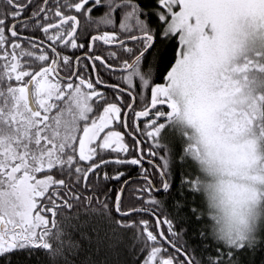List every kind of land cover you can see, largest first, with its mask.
<instances>
[{"label":"trees","instance_id":"16d2710c","mask_svg":"<svg viewBox=\"0 0 264 264\" xmlns=\"http://www.w3.org/2000/svg\"><path fill=\"white\" fill-rule=\"evenodd\" d=\"M101 1L110 9L97 13L96 25L101 28L116 25L124 35L154 34L155 42L144 58L109 81L133 93L135 102L128 112L127 129L140 140L142 155L146 150L149 152L150 155L143 157L154 160L161 168L167 184L161 192L153 191L149 182L159 188L162 178L153 164L139 158L136 141L125 132L122 147H98L91 160H82L76 152L75 139L86 125L80 120L86 110L84 106L88 107L94 99L85 96L83 90L80 101L84 108L77 109L78 103L72 102L71 95L69 106L65 104L59 112L54 111L53 122L38 125L31 119L42 135L43 144L39 147L45 145L44 148L52 151V163L37 172V175H51L53 179L38 197L37 204L50 221L49 227L37 236L44 243H27L0 254V264H146L151 256H155L153 264L165 261L186 264L178 252L167 248L159 238L153 216L145 211L156 215L164 237L193 264H264V221L255 238L238 245L226 242L215 221L212 205L188 182L195 169L186 158L188 144L181 131L177 129L179 136L158 134V138H152L149 131L154 126L140 127L144 129L140 134L132 122L137 110L151 102L152 87L163 82L176 58V36L165 35L164 24L159 22L157 2L160 0ZM145 43L144 39L134 41L136 49L124 63ZM5 54L0 50V188L11 161L14 164L23 155L41 151L36 150L32 135L18 136L19 123L33 113L25 110L18 99L16 81L9 75ZM262 69L264 78V66ZM97 78L101 80L98 71ZM108 92L112 95L111 101L116 100L122 107V113L130 102V95L116 89H107ZM103 101L108 102V97ZM96 111L85 116L86 123L91 121V116L98 115L99 107ZM259 111L258 129L263 137L264 153V90ZM167 125L164 127L168 128ZM139 175L149 180L135 179L125 186L118 209L130 213L120 216L114 207L118 192L125 180Z\"/></svg>","mask_w":264,"mask_h":264},{"label":"rangeland","instance_id":"374dc122","mask_svg":"<svg viewBox=\"0 0 264 264\" xmlns=\"http://www.w3.org/2000/svg\"><path fill=\"white\" fill-rule=\"evenodd\" d=\"M160 3L162 10L158 14L163 31L165 35L176 36L177 48L166 80L153 88L152 100L166 97L173 115L167 119L168 128L159 124L149 134L158 138V134L179 136L178 130L181 131L188 144L186 158L195 169L188 182L212 205L226 242L238 245L255 238L264 221L263 137L258 129L259 103L264 90V0H160ZM8 61L7 69L16 81L18 99L28 110L19 81L22 71L17 70L16 62ZM59 85L46 68L36 73L33 92L40 107L44 108L50 97L63 95V92L52 94ZM74 90L71 99L78 103L82 90L76 86ZM94 93L85 92V96ZM110 107L106 106L83 129L78 140L81 158L89 159L94 154L93 145L111 124V119H102ZM31 115L24 116L27 120L19 123L18 136L32 135L36 150L41 151L30 152L21 159L18 156L20 160L14 164L11 161L6 174L2 173L5 183L0 188V224L4 222L7 229L0 235V254L27 243H44L37 236L50 225L37 204L53 179L37 172L52 163V151L45 145L39 147L43 144L42 135L31 122L35 115ZM122 139L119 129H111L101 136V143L118 148L123 146ZM154 257L146 264H153Z\"/></svg>","mask_w":264,"mask_h":264},{"label":"flooded vegetation","instance_id":"af4514ba","mask_svg":"<svg viewBox=\"0 0 264 264\" xmlns=\"http://www.w3.org/2000/svg\"><path fill=\"white\" fill-rule=\"evenodd\" d=\"M101 2V0H0V50L6 53V60L16 62L17 70L22 71L19 80L22 84V99L25 101L26 108L29 111L31 110L27 104L26 86L32 80L31 96L36 108L35 111H31L35 115L32 117L33 122L42 123L45 122L44 120L46 122H53L54 111L59 112L60 108L68 104L69 98L75 93L74 87L76 86L82 90L81 92L83 90L86 92H95L90 96L94 100L88 103V107L84 106L86 110L80 117V120L84 122L83 124H86L85 126L96 119L106 106L112 105V107L103 113L104 116L102 119L104 121H107L108 118L111 119V124L104 128L101 136L111 129L120 130L122 128L120 130L122 134L125 132L135 140L137 137L129 132L128 129L125 130L123 126L124 118L125 124H127L128 112L132 106L127 112L126 109L132 97L133 104L135 102L133 93L125 88L131 93H128L130 95V102L121 113L122 107L118 105L116 100L111 101L110 97L112 95L109 92L107 93V89H116L112 87L113 85L119 86L109 81V79L112 77L116 78L117 74L121 75L126 72L128 69L124 71L120 69L125 67L136 55L140 54L150 42L148 37L130 41L123 40L131 38L132 36L146 34L151 35L153 45L155 37L153 33L148 32L124 35L116 25L109 28H101L102 26L99 24L96 25L94 19L97 13L110 9V7L108 8ZM157 6L159 11H161L162 6L160 1L157 2ZM158 18L159 22L163 24L159 14ZM93 25H96V27ZM142 39L146 40L145 46L132 59L124 63L126 57H130L136 49V46L134 48L133 45L134 41ZM146 53L140 55L135 62L144 58ZM55 66L58 74L62 77L68 78L75 73L73 79L67 81L57 76L55 74ZM43 68H46L50 72L54 81H58L61 84L56 87L55 92L52 94H60L63 92V95L60 94L50 97L44 104V108L38 105L33 92L36 73ZM97 71L99 72L101 80L97 78ZM166 75L163 81L166 80ZM116 96L117 94L115 93ZM107 97L109 101H103ZM80 102H78L77 109L84 108L81 104L82 102ZM162 102L169 103L166 97L159 96L151 100L145 108L137 110L136 114H134L132 122L140 134L144 132V129L140 128L144 127V125H152L155 127L162 124V127H164L168 123L167 119L173 115V111L169 114V107L166 104H162ZM152 104L154 105L151 109L146 110ZM98 107L100 109L98 115L95 117L94 115L91 116V121L86 123L85 116L91 112L96 113ZM77 119L79 120V118ZM81 133L75 139V149L79 157L78 140ZM101 136L93 145L94 150L98 147L109 148L102 145ZM116 147V145L110 146L111 149H115ZM140 152L142 155L141 143ZM144 154L146 156L150 155L147 150ZM81 159L89 161L91 157L89 159ZM182 262L188 264L184 259Z\"/></svg>","mask_w":264,"mask_h":264},{"label":"water","instance_id":"95a60500","mask_svg":"<svg viewBox=\"0 0 264 264\" xmlns=\"http://www.w3.org/2000/svg\"><path fill=\"white\" fill-rule=\"evenodd\" d=\"M143 37H148V38L150 39V42L148 43V45L145 47V49H144L140 54L136 55V56H135V57H134V58H133V59H132V60H131L126 66H125V67L121 68L120 70L124 71V70L129 69V68L133 65V63L135 62V60H136L140 55H143L144 53H146V52L150 49V47H151V45H152V37H151V35H146V34L132 36L131 38H128V39H126V40H123V41H130V40H133V39H138V38H143ZM55 74H56L57 76H60V75L58 74L57 70H56V66H55ZM74 75H75V73H73V74H72L70 77H68V78H65V77H62V76H60V77L63 78V79H65V80H67V81H70V80L73 79ZM32 85H33L32 80H30V81L28 82L27 86H26L27 104H28V106H29V108H30L31 111H35L36 108H35V105H34V103H33V101H32V96H31V88H32ZM110 86H111V85H110ZM112 87H114V88H116V89H118V90H120V91H123V92H126V93H130L127 89L122 88V87H120V86L113 85ZM130 94H131V93H130ZM132 104H133V97H132V100H131L129 106H128L127 109H126V112H127L128 109L132 106ZM162 104H166V106L169 107V114H171L172 111H173L171 105H170L169 103H167V102H162ZM153 105H154V104H152L151 106H149L146 110L151 109V107H152ZM126 112H125V113H126ZM123 126H124L125 130H127V127H126V124H125V118H124V121H123ZM132 136H133V135H132ZM135 141H136V145H137V153H138L139 158H140V159H145V160L149 161L151 164H153L154 167H155V168L157 169V171L159 172V174L161 175V177L163 178V184H162V186H161L160 188H156V187L153 185V183H151V187H152V189H153L154 192H161V191L165 188V186H166V178H165L164 173L162 172L161 168H160V167L154 162V160H149V159H147V158H144V157L141 155V152H140V142H139V140H138L137 138L135 139ZM135 179H145V180H149V178H147V177H145V176H143V175H139V176H136V177L128 178L127 180L124 181V183L122 184V186H121V188H120V190H119V192H118L117 199L115 200V204H114L115 210H116L117 214L120 215V216H125V215H127V214L130 213V211H127V212H120L119 209H118V204H119V202H120V200H121V198H122V194H123V191H124L125 186H126L130 181L135 180ZM132 211H133V212H139V210H131V212H132ZM145 212L148 213L149 215L153 216V218H154V220H155V222H156V226H157V231H158L159 238H160V239H161V240L167 245V248H170V249L175 250L176 252H178L188 264H193V263L191 262V260L187 257V255H186L184 252H182V251H181L179 248H177L176 246L172 245V244H171V243H170V242L164 237V235H163V233H162V231H161V228H160V221H159V219L156 217V215L153 214V213L150 212V211H145ZM6 229H7V225H6L4 222H1V224H0V235H1V236L4 234V231H5Z\"/></svg>","mask_w":264,"mask_h":264}]
</instances>
